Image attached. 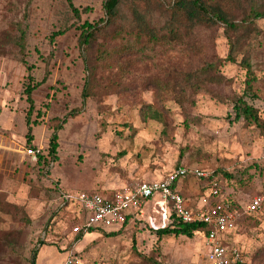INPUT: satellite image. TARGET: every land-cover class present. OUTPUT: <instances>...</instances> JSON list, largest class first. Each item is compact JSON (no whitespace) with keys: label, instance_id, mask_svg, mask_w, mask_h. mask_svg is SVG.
I'll list each match as a JSON object with an SVG mask.
<instances>
[{"label":"rangeland","instance_id":"374dc122","mask_svg":"<svg viewBox=\"0 0 264 264\" xmlns=\"http://www.w3.org/2000/svg\"><path fill=\"white\" fill-rule=\"evenodd\" d=\"M103 1L73 0L78 18L68 0H0V264H31L35 249V264H63L70 256L80 264H209L204 232L160 236L148 224L151 208L122 230L101 227L77 239L73 229L86 218L79 198L83 192L159 180L180 166L219 172L224 191L243 207L256 195L264 197V128L237 119L235 108L244 98L264 119V18L256 21L257 29L232 34L238 39L237 62L227 59L230 43L221 24L180 26L190 56L179 58V70L195 71L220 59L223 78L207 84L209 93L196 94L195 104L192 97L180 104L166 93V136L163 123L144 122L140 115L143 102L160 108L153 90L122 95L100 88L82 108L86 71L78 27L104 16ZM136 12L168 30L164 8L139 0L122 2L118 26H134ZM237 14L241 17L243 10ZM59 30L66 32L53 39ZM243 60L250 62V74ZM156 74L145 64L135 80ZM29 84H38L31 95V132ZM58 126L55 161L48 165L25 155L33 146L48 156ZM197 185L187 179L183 190L194 198ZM232 237L247 253L248 264H264V204L242 218Z\"/></svg>","mask_w":264,"mask_h":264},{"label":"trees","instance_id":"16d2710c","mask_svg":"<svg viewBox=\"0 0 264 264\" xmlns=\"http://www.w3.org/2000/svg\"><path fill=\"white\" fill-rule=\"evenodd\" d=\"M123 1L104 0V16L94 22L86 20L78 27L80 30L78 44L86 71L85 85L82 91V108L100 88L106 89L110 93L122 95L135 92L134 90L138 88L153 90L154 98L160 108H155L151 103L143 102L140 115L144 122L157 120L163 123L165 127L162 133L169 136V123L166 121V114H169V109L166 106V93L171 92L174 100L180 104L189 101L192 97L191 102L195 104L194 97L196 94L199 92L209 93L207 84L220 83L223 78L219 73L222 63L220 59L207 62L195 71L179 70L180 67L176 63L179 58L190 56L180 26L195 28L198 25L214 26L221 24L230 43L227 59L237 62L233 52L238 44V39L234 38L232 34L240 30L253 31L257 29L256 21L264 18V0L260 4L255 0H168L167 2L163 0H139L147 5L158 2L164 8L170 21L166 31L154 27L141 12L135 13L136 22L134 26H118L121 20ZM246 1L249 6L244 5ZM68 2L73 13L80 18V10L74 5L73 0H68ZM239 10H243L241 17L237 14ZM112 27L116 28L110 32ZM65 32L66 30H59L52 35V38L54 39ZM22 38L23 36L20 40L23 41ZM19 44L21 43L19 42ZM23 47L22 45L21 48L23 49ZM145 64H151L157 74L143 82L136 81L137 68ZM241 64L247 68L248 74L252 72L248 60H243ZM103 79H106L105 83L102 82ZM37 85L29 84L26 89L30 103L27 118L29 132L32 130L30 117L35 110V103L31 95ZM235 108L237 119L244 118L246 121L264 128V119L260 116L258 109L250 105L244 98L237 100ZM80 110L82 109L72 111L70 114L74 115ZM66 119L63 122H66ZM59 129V126L56 127L51 137L48 156L38 153V163L43 162L50 165L51 161L56 160L59 147ZM213 175L218 177L219 172L214 171ZM200 196L201 194L187 199V206L192 209L196 208ZM226 199L234 205H239L230 196H227ZM94 230L95 228L80 231L76 235L77 239L83 238L87 232ZM153 231L160 236L175 234L193 237L196 231L208 232L209 227L201 223H185L176 219L172 226ZM107 234L111 235L114 232ZM37 255L38 249H35L31 264L36 263ZM246 255L247 253H245V257ZM245 264H248L247 260Z\"/></svg>","mask_w":264,"mask_h":264},{"label":"built area","instance_id":"2783aa9c","mask_svg":"<svg viewBox=\"0 0 264 264\" xmlns=\"http://www.w3.org/2000/svg\"><path fill=\"white\" fill-rule=\"evenodd\" d=\"M33 161H38V152L34 148L26 151ZM196 166H180L166 177L155 181H144L132 187H125L113 195L99 192H83L80 205L86 212L84 223L74 227V232L88 231L92 228H110L125 226L127 219L136 218L143 210L153 204L148 224L153 230L172 226L176 219L185 223H201L209 227L205 232V257L209 264H245L246 257L241 248L233 242L232 235L237 231L242 218L258 211L264 204V197L256 195L246 207L234 205L226 199L220 179ZM195 179L200 183L202 195L196 208L187 206L178 183ZM64 195L63 200H70ZM63 264H80L77 257L70 256Z\"/></svg>","mask_w":264,"mask_h":264},{"label":"crops","instance_id":"0c3cea01","mask_svg":"<svg viewBox=\"0 0 264 264\" xmlns=\"http://www.w3.org/2000/svg\"><path fill=\"white\" fill-rule=\"evenodd\" d=\"M33 146H31V147H29V148H32ZM28 148V149H29ZM34 149L37 151V149L34 147ZM26 151L27 150H25L24 151V153H25V155L28 157V158H30V156L29 155H27V153H26ZM38 153H39V151H37ZM185 182L186 181H184V182H180V183H178V187L180 188V190H181V192H182V194L185 196V198H186V200L187 199H189L190 197L184 192V190H183V186H184V184H185ZM126 187V186H125ZM125 187H122L121 189H123V188H125ZM121 189H117V190H114V191H109L108 189H104L103 191H101V193H103V195H113V194H115L117 191H119V190H121ZM202 188H201V186H200V183H199V185H197V193H196V195L195 196H197V195H199L200 193H201V195H202ZM227 194V193H226ZM201 197V196H200ZM200 201V198H199V200H198V202ZM197 202V203H198ZM152 207H153V204L152 203H149V205L145 208V212L144 213H147V211L151 208V210H152ZM144 215V214H143ZM133 219H136V218H130L129 220H133ZM128 220V221H129Z\"/></svg>","mask_w":264,"mask_h":264}]
</instances>
